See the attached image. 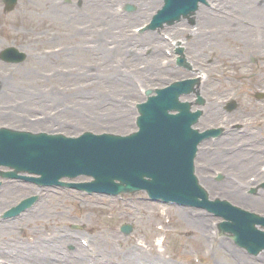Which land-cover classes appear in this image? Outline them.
Listing matches in <instances>:
<instances>
[{"label": "rangeland", "instance_id": "obj_1", "mask_svg": "<svg viewBox=\"0 0 264 264\" xmlns=\"http://www.w3.org/2000/svg\"><path fill=\"white\" fill-rule=\"evenodd\" d=\"M47 1L48 0H45V4L41 5L39 3L37 4V0H22L21 5H19L15 11L8 14L3 11V4L0 3V47L16 46L21 48V50H23L28 57L27 62L23 65L18 67L12 66L13 68L8 69L9 71H12L11 74L8 75L6 73L0 77V80L1 78H10L17 81L16 93H12V89H7V91L10 92V94H7L6 88L8 85L4 84L3 91L0 93V104H5L7 102L12 103L14 98L21 100L20 104L23 103V100H26V102L23 103L22 108L18 109L20 118L23 120L20 127H26L29 124L28 116L25 118L23 113H31V115H33L32 112L36 109L49 111V107H53L56 104V102L53 101H57V99L59 101L58 95L62 94L67 96L64 105H62L60 101L58 103V108H63V110L61 112L58 110L59 113L53 116H50L52 110L47 112V118L45 121H51L46 122L48 126L52 127L50 129L61 131L68 135H76L81 133L83 130H93L97 133L103 131L122 134L128 133L132 127V117L134 114L132 109L133 101L136 98H139L138 96L135 98L128 91L116 88L112 91V95L114 96L111 95L110 97H103L102 95L96 94L94 95L93 100H84L82 103H79L80 99L76 98V95H79V93H84L83 96H90L87 99L93 97V93H96L93 92L95 90L99 92L100 90L106 89V91H103L102 93L107 94L109 92L107 87H109L108 85L112 83L110 82L109 84H106V82H103V77L95 76V78L100 79V83L90 84L87 87L89 89L88 91L74 92L71 94L66 92V94L65 92H56L53 90V87L51 88V84L53 83L51 82L60 81L63 83L62 85L77 88L78 85H74L75 83L85 81L89 77L81 75V72L79 71L76 76H83L87 79L83 77H71L63 81L60 77L58 79L53 78L52 80L43 79L45 76L42 74V71H47V74L52 76L51 70H54L55 67L50 63L44 62L42 58L37 56L42 54L41 48L50 49L51 47L58 45L67 46V44H71L72 40L74 41V39H71L72 25L75 22L82 21L77 19L71 21L69 18L64 16V22H61L56 18H52L50 19L51 23L40 14L48 10ZM252 1L255 2V0ZM257 17H259V19L249 18L254 21H262L260 16ZM51 30L61 33V37L55 41L49 39V33ZM194 32L195 31H192V33ZM252 32L253 29L250 33ZM236 34L238 33L231 34L224 32L216 41H212L209 38L206 40L204 39L207 43V46L203 48L205 50L204 52L191 41V43L189 42L192 47L191 53L206 62L212 61V65L215 67V71L217 72L220 71L215 65L217 63L229 66L230 68H234L236 70L243 69L244 71H247V67L250 62L249 60L243 59L238 51V48L240 50V47L245 44L244 41H239ZM41 35H45V38H41ZM252 36L253 40L251 38L250 41L252 44L248 43V47L255 45L254 32L252 33ZM109 42L114 43L112 40ZM220 45L223 48H230L229 52H227V49L226 51H221ZM69 53L72 52H66L61 55L62 61L59 63H61L64 67H79L82 62L90 58L88 55H84V57L81 58L80 56L83 55L81 49L74 51V53L70 56ZM218 53L222 54V56ZM119 55L120 54L118 52L115 54V56ZM235 56L239 57V60H236ZM254 58L257 61L259 68H263L262 72H264V62H261L259 56H255ZM116 67L120 69L122 78L126 79L125 81L128 82V84L133 85L134 76L124 75L128 71H132L131 67ZM108 73V71L105 72V74ZM184 74L193 75V73L187 72ZM177 75L182 76L181 73ZM39 77H42V80H40ZM108 77L115 76H107L105 79ZM249 81L251 82L252 79L247 80V82ZM167 82L168 80H165V83ZM215 84L220 86V88L222 86L232 88L236 85V83L228 81L224 84ZM151 85L159 86L158 84ZM259 86L260 85H256L254 87L258 88ZM217 89L218 88H209V92L212 94L215 92L217 93ZM126 93H129V95H124ZM226 93L227 91L224 92V95ZM114 97L117 99L112 100ZM249 110H247V115L243 113L244 116H242V118H253L255 115H264V108H261V110H258L257 108H250ZM49 123L61 124V127L55 129V127L51 126ZM66 124L70 127L64 130L63 125ZM33 127L35 130H39L44 129L42 127L45 126L41 123H34ZM31 188L32 186L28 184H22L20 186V190H17V194H14L11 197H8L7 195L0 196V210L11 206L10 204L15 203L21 196H28ZM44 190L46 192L44 191V197L38 206L40 211L27 219L25 218L24 220H21L20 223L13 225V229L15 231L12 237L17 236L18 238L14 242L15 245L8 248L10 251L16 250L14 248L17 245L19 247L22 246L25 250H28V247H34L37 251L35 258H46L45 256L47 255L45 254L54 253V255H56L58 252L60 254V252L64 251L61 249L62 245H59L58 242L54 241L52 245L48 243L52 236L55 238L57 237L55 236L56 234L72 235L76 233L79 236L88 237L93 243L94 248L97 247L98 249H101L102 253L109 257H112V254H115L113 248L111 249V241L113 238H116L117 241H115L114 246L119 251L120 257L121 251L118 249V241H127L119 232L118 224L120 222H124V220L128 222L135 221L134 228L136 229V235L144 238L142 242L144 248L138 247V249L144 250L143 257L147 260H143L145 264H192L191 254L202 249V240L205 234V231L203 230L204 228H201L200 232L196 233V231L191 229L189 224V221L191 220L190 216L194 212L181 209L183 216L180 217L179 208L162 207L157 204L143 202L138 204L141 211L144 210L145 212H150L153 216L149 220H140L138 219L140 214L131 217L124 215V213L120 210L117 211L114 208H110L113 203H111L109 207L99 206L95 204L94 201H89L88 203H78L76 202L72 191L68 192L57 189ZM93 199L97 201L96 197ZM103 200L108 202L107 199L100 198V201ZM77 221L83 223L80 225ZM72 224H78V226L82 227L81 229H76L74 232L71 229ZM160 227L171 229L170 239H162L163 236L160 232ZM0 239H2L0 241L4 246H8L11 242L10 240L7 241L6 238L4 239L3 237ZM222 239L226 243L221 245L220 242L218 256L209 260V264H217V259L222 261L218 264H236L234 260L225 254L224 251V249H226V245H236L233 244L232 240H228V238ZM67 241L68 238H65L63 242ZM130 241H133V239ZM179 242L184 243V245L181 246ZM47 244H49V246ZM67 246H69V244H67ZM151 246H153L154 249L150 250ZM126 248L131 249V251L133 249L131 244H127ZM131 254L132 253L130 252L128 260ZM35 258L34 256L25 258L23 262L41 264V262L35 260ZM46 259L48 260V264H55L57 262L52 261L50 258ZM118 262L119 261H117V264H121V262ZM128 264L130 263L128 262Z\"/></svg>", "mask_w": 264, "mask_h": 264}, {"label": "bare ground", "instance_id": "obj_2", "mask_svg": "<svg viewBox=\"0 0 264 264\" xmlns=\"http://www.w3.org/2000/svg\"><path fill=\"white\" fill-rule=\"evenodd\" d=\"M219 1L225 7L232 6L233 1H234V4L233 5H234V7H235V9L237 11V17L236 18L234 17L235 19L234 18L231 19L229 17L222 16L220 14L219 15L220 21L222 23H224V24L229 23L233 19H234V22L235 23H241V18L244 17V16H246V17H253V18H259L257 16H260L262 18V20L264 21V6H262V8H260L252 0H233V1L232 0H219ZM130 3H136V1H130ZM145 4H146V2L141 1V2L137 3L136 5L139 6V9H143V7H144ZM93 5H95V4H93ZM203 12H204L203 9L202 10L200 9L198 11V14H199L198 16H199V18L201 20L203 18ZM205 13L207 15H210V13H211V15L215 17V14L213 12H211V11H207L206 10ZM132 14H134V13H132ZM210 22H212V21H210ZM215 22H217V20ZM113 23H114V26H113L112 30L108 32L109 35L112 33V31H113V29L115 27L120 26V27L124 28L125 25H126L125 21L122 20V19L115 20ZM198 29L199 30L203 29L202 23H200V26H199ZM249 32H250V29H248L246 27H241V30L238 31V34L236 35V37L239 40L242 41L245 35L250 34ZM195 34L197 35L196 32H195ZM204 39L205 38H194L193 39V43L196 46H198L200 49H202V51L204 50L203 48L205 46H207V43L205 42ZM199 74H202V72H199ZM200 77H202L201 79L203 81H206V79H207L206 76H203V75L200 76ZM5 81L7 82V80H5ZM225 159L226 160H231L232 163H233V166L235 167V170H238L240 174H243V173L249 172V171H255V170H253L254 167H255L254 166L255 165V162H256V159L254 157L248 163H241V164L238 163L239 158L236 157V155H232V157L225 156ZM247 184L249 185L248 182H247ZM223 185L225 186L223 188L226 191V197L228 199H230V200H237V201H239V203H240V201L243 202V203H249V204L253 205L252 207H260L261 208V207L264 206V200L258 199L256 197H254V198L251 197L250 199H245V197L242 195L241 190H237L236 188L234 189L233 186L229 182H226ZM215 187H218V186H215ZM16 192H17V186H12V187H9L5 193H6V195L8 197H11L14 194H17ZM181 209L182 208H180V217L183 216V214L181 212ZM45 210H46V208H45ZM204 220L205 219H200V220H196V221L190 220L189 221V224L191 226V229L194 230V231H196V233H199L200 230H201V227H203ZM12 229L13 228H12V225L11 224L0 225V237L6 238V237L12 236L13 233H14V231H15V230H12ZM49 244H47V245L49 246ZM29 248L33 249L32 254L29 253L26 256L22 253L21 249H19V248H16V250H14L13 253H10L12 255V257H13V259H12L13 262L14 263H19L24 258H29L33 254L36 255V253H37L36 249L34 247H29ZM84 249L85 248L83 246H80L79 249H78L80 252L77 253V254H80L81 255V260H83L81 264H88V263L84 262V261H87L88 260L87 254L85 253ZM113 250L115 251V254L118 255V251L115 249V247H113ZM232 251H234V252L239 251L240 252V250H238L234 246H232V249H230V248L227 249L225 251V253H231ZM143 260L144 261H147L143 257V251L132 249V254L129 257V261L128 262L130 264H145ZM246 261L248 262L247 264H255V263H253L252 260L246 259ZM44 262H46V259L45 258H42V263H44ZM219 262L221 263L222 261H219Z\"/></svg>", "mask_w": 264, "mask_h": 264}]
</instances>
